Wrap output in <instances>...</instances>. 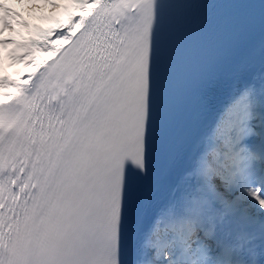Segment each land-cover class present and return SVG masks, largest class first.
I'll return each mask as SVG.
<instances>
[{
    "label": "snow or ice",
    "instance_id": "snow-or-ice-1",
    "mask_svg": "<svg viewBox=\"0 0 264 264\" xmlns=\"http://www.w3.org/2000/svg\"><path fill=\"white\" fill-rule=\"evenodd\" d=\"M38 2L0 40L33 69L0 75V264H264V0Z\"/></svg>",
    "mask_w": 264,
    "mask_h": 264
},
{
    "label": "bare ground",
    "instance_id": "bare-ground-1",
    "mask_svg": "<svg viewBox=\"0 0 264 264\" xmlns=\"http://www.w3.org/2000/svg\"><path fill=\"white\" fill-rule=\"evenodd\" d=\"M8 7L13 8L16 12L20 13V8L12 1H5ZM52 10L45 6L32 5L24 9L21 14L23 22L30 25L29 28H21L17 25L16 32H5L3 36H0V40H12L23 43L24 40L29 37L30 34L35 32L36 28H47L51 26V21L46 17L52 15ZM22 34V35H21ZM16 51L15 47L9 45L7 53H13ZM18 55H24L22 52L17 53ZM0 75L10 76L13 80L26 78L33 69L26 67L24 64L19 63L18 65H11V60L8 55L3 54L0 58ZM19 73V75H18Z\"/></svg>",
    "mask_w": 264,
    "mask_h": 264
},
{
    "label": "rangeland",
    "instance_id": "rangeland-1",
    "mask_svg": "<svg viewBox=\"0 0 264 264\" xmlns=\"http://www.w3.org/2000/svg\"><path fill=\"white\" fill-rule=\"evenodd\" d=\"M5 1H10V0H5ZM12 1L20 8V15L23 13L24 9L29 6H32V5L45 6L42 2L37 3V0H24L23 3H19L18 0H12ZM8 47H0V58L3 54L8 55L9 59L12 62L11 65L13 66L18 65L19 63H14L13 60L10 58V55L7 53Z\"/></svg>",
    "mask_w": 264,
    "mask_h": 264
}]
</instances>
